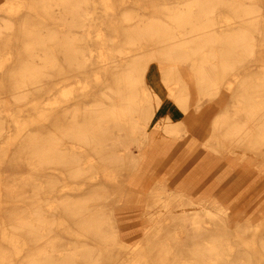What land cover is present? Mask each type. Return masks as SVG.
I'll list each match as a JSON object with an SVG mask.
<instances>
[{"label":"bare ground","instance_id":"bare-ground-1","mask_svg":"<svg viewBox=\"0 0 264 264\" xmlns=\"http://www.w3.org/2000/svg\"><path fill=\"white\" fill-rule=\"evenodd\" d=\"M6 1L0 264H123L116 205L141 190L133 264H264V218L173 164L191 139L264 160V0Z\"/></svg>","mask_w":264,"mask_h":264},{"label":"rangeland","instance_id":"rangeland-1","mask_svg":"<svg viewBox=\"0 0 264 264\" xmlns=\"http://www.w3.org/2000/svg\"><path fill=\"white\" fill-rule=\"evenodd\" d=\"M0 9H7L6 0H0ZM207 106L209 110L202 120L203 129L208 127L210 116L218 107L215 104ZM177 114L180 115L181 112ZM175 145V143L167 145L160 159H166ZM181 149L183 150L178 153L173 164L177 163L176 169L182 166L183 170L181 175L179 174L181 180L179 179L177 183L182 185L181 181L185 182L184 189L188 195L209 197L216 194L223 198L229 208H233L232 218L239 221L249 218L257 223L264 218V180L253 182L254 179L263 176L264 160L257 158L262 161L256 167L253 165L252 157L242 159L236 153L220 155L215 151L204 149L194 139L186 141ZM167 173L162 169L156 179H164L169 175ZM143 191L137 192L135 200H122L116 205L122 223L121 237L126 242V246L118 252L123 264H133L139 258V254L133 249L142 240L141 227L142 222L145 221L141 215L144 207Z\"/></svg>","mask_w":264,"mask_h":264}]
</instances>
